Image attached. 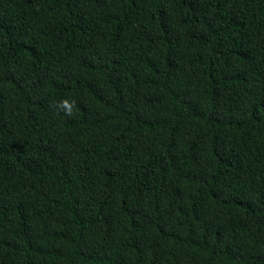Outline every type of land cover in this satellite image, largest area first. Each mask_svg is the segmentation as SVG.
<instances>
[{"label": "trees", "instance_id": "obj_1", "mask_svg": "<svg viewBox=\"0 0 264 264\" xmlns=\"http://www.w3.org/2000/svg\"><path fill=\"white\" fill-rule=\"evenodd\" d=\"M0 264H264V0H0Z\"/></svg>", "mask_w": 264, "mask_h": 264}, {"label": "clouds", "instance_id": "obj_2", "mask_svg": "<svg viewBox=\"0 0 264 264\" xmlns=\"http://www.w3.org/2000/svg\"><path fill=\"white\" fill-rule=\"evenodd\" d=\"M74 106V102L68 99H63L58 104H53L54 108L58 109L59 111H62L67 116L73 115Z\"/></svg>", "mask_w": 264, "mask_h": 264}]
</instances>
